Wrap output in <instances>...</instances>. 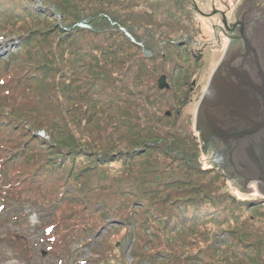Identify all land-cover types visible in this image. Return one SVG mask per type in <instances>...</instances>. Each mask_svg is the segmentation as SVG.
I'll return each instance as SVG.
<instances>
[{
  "label": "trees",
  "instance_id": "1",
  "mask_svg": "<svg viewBox=\"0 0 264 264\" xmlns=\"http://www.w3.org/2000/svg\"><path fill=\"white\" fill-rule=\"evenodd\" d=\"M113 1L115 0H110V3ZM60 3H62V1H57L56 7L68 18L67 22L63 23L61 27L55 24L43 28L42 32L38 34V40L35 44L45 42V44L48 45L47 50L45 52L36 46H34V50L38 53V58L40 56L41 59H46L44 61L42 60V62L43 64L48 63L47 65L50 67V70L56 72L60 77L64 76L65 79H67V77H72V84L71 81H66L67 85L63 82L60 89L64 92H71V94H67L68 97L71 100L72 97H74V100L78 103V116L72 117V121H76V123L72 122L74 127L72 126L71 129L70 126L64 122L68 109H64L65 114L62 113L61 110H63L64 107L62 101L58 103V116L52 119H49L47 115H40V113L37 112V107L32 106L31 102H29L30 108L27 109L21 101L18 89L21 88V90H24L27 85L30 84V79L28 80L27 77L24 76L26 72L22 73L21 65L32 64V62H30L32 58H29L32 52L22 59L14 55L9 57V61H3L0 65V99L7 98L9 99L7 101H12L15 104L12 106L13 108L19 107L22 111H29L30 115L38 117L37 121H40V119L44 121V124H40L37 129H45L49 134L52 133L53 135V133H56L58 135L54 144L55 148L50 147L45 151L43 147H45L46 144L42 143V139L34 138L33 140L30 139L24 142L23 139L13 138L14 135H16L14 128L9 132L10 125L6 122L5 118L0 117V195L4 198L8 197L15 200L28 199L31 204L41 205L43 206L42 208L45 207L49 211H54L55 218L45 226L44 234L48 250H54L57 254L66 253L70 249L68 244H71L73 241H78L80 238L84 237L88 231H99V229L103 227V217L106 214H110L114 215L116 218L124 219L126 223H134L135 229L138 231L139 235L142 230L148 229V233L152 239H159L165 236L162 246L150 240H142L138 243L134 251L135 254L144 251L145 256H155L161 251L168 252V247L175 248L174 252H168L169 254L165 260L166 263L161 261L164 256H158L160 261H156L157 258L155 257H150L151 260H154L153 264H177L180 260L179 264H219L220 262L212 258H208V261L202 263L203 251L200 246H198L194 252L192 250L185 251L181 246L179 249H176L180 244L187 245L190 241L188 235H178L185 227V220H178V225H182V227L178 229L176 225L171 224V220L174 218L173 216H179L178 218H181L182 216L185 217L188 213L187 217L190 219L186 220L192 225L191 229H189L190 234L197 235L198 231L196 227L201 226L202 222L217 221L218 225H220L221 221L217 219L220 217H227L230 215V225L231 223L237 225V223L232 220L239 218L240 215H232V212L234 213L236 209L242 207L243 203H247L249 206L256 202L259 203L260 201L264 203V198L258 196L254 199H243L232 195L234 201L232 206L229 207L226 198L223 195L217 194L220 192L203 187V183L200 181H191V179L184 175V173L187 174L186 171L177 174L176 170L172 173L170 171L173 170L161 167L159 163L152 162V159L149 160L147 154L149 155L150 149H155L153 143H157L160 140L165 142V145H167L166 149H169L171 152H167L163 147H159L160 150L163 149L173 157L181 158L182 160H180V163L188 164L189 161L196 159L198 149L196 152L190 147V144L192 146V137H186L184 139L181 137L183 135H177L176 131L173 132L170 130L171 127L167 129L158 127L154 130L153 127L143 129L142 126H139L140 128L138 129L151 135L142 137V132L133 133L135 136L130 139L127 138L126 140V144L129 142L131 143L129 148L124 150V148L120 147L115 150H107L116 145V142L120 140L121 136H117V134L121 130L127 128L129 132H131V130L134 131V127L141 124L143 121L150 122V120L144 117V105L140 107V111L133 109L132 105L139 102L137 98L133 103L130 99L126 100V98L130 96L134 97V95H137L139 92L125 83L119 73L112 77L109 73L110 70L105 68L101 63L102 58L96 55V50H99V48L95 47L96 44L93 43V39L102 38L116 45L115 47L107 48L108 50H103L104 54L112 53V51L114 52L115 50L123 52L126 49L134 47L141 49V53L136 56L135 60H145L148 63L153 61L148 67L151 72L150 75L154 73L151 71V68L160 65L163 70H160L159 74L153 75L155 79L154 87H157L159 91L171 92V86L167 88L159 87V78L162 75H166L167 78L170 76V68H167L168 66L171 67L170 63L172 61L169 53V45L182 35L178 37L173 36V34L169 32V28L173 26V23L167 24V22H162L154 13H150L142 9V7L140 8L141 0H135L133 2V8L129 10H124L125 1L120 0H117L116 4L110 6L107 10H93L91 8L77 6L73 2L70 3L69 6L61 7L59 6ZM82 4L83 3L80 5ZM89 5L93 7V2ZM18 6L19 8L22 7L25 9L24 13H26V15H33L38 19H41L44 15L40 10V6L38 7L39 9H36L37 11H34L33 9H27L28 3L19 1H14V5L8 8L9 10L5 13L4 10L1 9V0L0 15L3 12L5 18H10V15L14 16L13 12L18 9ZM80 9H84L87 12H83ZM116 9H118V11H115ZM109 17L112 21L116 22V24H112V21L108 20ZM146 18L147 22L145 21ZM79 22H85L89 27H80L77 25ZM118 23L119 26H116ZM155 23L158 24V27ZM0 24L2 25L0 30L6 33L4 25L1 22ZM120 27L126 29L136 42H132ZM136 30L139 32L142 31L144 37L136 33ZM116 36H118V38H116ZM32 39L33 38L29 36L26 41L30 42ZM143 43H146L147 47H144ZM174 45L179 46L176 44ZM61 48L66 49V52L69 51V49L72 51V76L69 74L70 72L65 76L66 72L61 68L62 63L58 62ZM61 56L64 55L61 53ZM10 61H12L11 66H5L3 69L1 68L2 65H6ZM86 61H90L88 67H91L90 71L93 73L90 78L91 80L86 81L87 84L79 80L80 75L83 73V70H85V68L81 66H84V62ZM37 62H39V60ZM177 66L179 67L180 64L175 63V66L171 68L174 69L177 68ZM77 68H80L82 72L77 71ZM40 73L41 69H38L35 75L37 74L40 76ZM74 75L75 77H73ZM100 78L102 79L100 80ZM94 81H98L96 86ZM89 82H92V85H90ZM186 84H188V80H185L184 85ZM110 87H114L117 92L111 94L109 92ZM158 93H160V95L162 94L161 92ZM104 94H108V99H112L110 101L111 104L114 101H116L117 104L114 107H110V104H108L104 98ZM172 94L174 95L176 93L172 91L171 95ZM179 95L181 96L174 95L175 99L181 100L187 98L186 94L184 97L183 94ZM52 98L51 95L50 99ZM139 99L143 100L141 97H139ZM46 105H49V103L46 102ZM119 105H124V107ZM111 110H114L113 115L109 114ZM102 115L103 117H101ZM165 115L167 116V114ZM81 118L86 120V125H81L79 123ZM100 118L110 122L111 126H106V128L101 130L100 134L94 138L92 129L93 126L98 125L97 123H102L99 122L101 121ZM135 123L137 125H135ZM85 128H88L87 134H83ZM112 129H115L116 132ZM75 130H77V133H73ZM166 132L170 134L166 136V134H164ZM17 135L23 136L20 131ZM157 136L161 138L159 139ZM168 139L172 143H168ZM193 140L196 149L199 140L195 134H193ZM182 145L183 147L187 145V149L182 148ZM139 149H144V151ZM89 153L91 155H88ZM120 155H122V157H120ZM141 156L143 158L140 159ZM112 158L114 159L112 160ZM120 158H126L127 161H131V159L136 160L133 165L134 169L136 167L135 165L139 166L137 170L140 172H138L137 176L133 173V176L129 179L128 171H120V176H117V180H115L113 177H110V175H114L110 173L112 171V167L110 168V166H107L109 169L104 167L94 172H88L90 168H88V166L90 164H92V166L94 165L90 168V170H92L96 164L99 165L102 162L112 163ZM147 158L149 163L144 164L142 159ZM79 162L81 163L79 164ZM140 162L143 164L140 165ZM129 163L132 164V162ZM147 165H149L148 169L140 170ZM212 168L217 170L220 169V167L216 166ZM209 169L211 168L202 167V170ZM140 174L145 175L139 176ZM148 174H151V178L147 177ZM111 179L115 181L113 182ZM145 180H149L150 182L145 185ZM171 181L176 182L172 188H178L172 195L170 193L168 194L171 198L164 206L166 208H164L165 214L163 216L160 215L159 217L157 215L158 212L155 207L147 208L144 205V207L141 206L143 210L138 207L134 210L136 213L131 214V211L128 210L123 203V200L133 199L142 201L144 204L148 205V202H144L145 196L143 193L145 189L151 190L160 188L166 182ZM121 192L125 195L120 197L119 193ZM207 202L210 203L207 205ZM220 203L221 206H219ZM98 204L101 206H98ZM173 207H175V209ZM254 207L255 206H253V208ZM261 207H264V204ZM189 211H192V214H190ZM236 213H239V210ZM143 214H146L147 217H141ZM250 219L252 220V218ZM160 228H163L165 232L161 234ZM246 229V225L244 224L241 228L239 226L236 231L242 234ZM258 230L259 229H254L255 232L252 236V240L247 243L252 245L253 248L254 241L258 243L255 252L252 253V248L248 253H245L244 250L241 255V259L251 260L252 264H264V252L261 253L259 251V248H264V228L261 229L259 234L257 233ZM173 231L175 234H172ZM179 236L182 237V239L185 237L186 240H178ZM236 237L241 238L239 235ZM192 243L195 245V242ZM147 245L152 248L150 249V253L145 252L144 248ZM150 250L148 249L146 251ZM200 250L202 252L198 253ZM98 255L102 257V255L105 254L100 251ZM212 255L215 256V253H212ZM139 259L141 260L142 258L140 257ZM79 262L81 264H87L88 259Z\"/></svg>",
  "mask_w": 264,
  "mask_h": 264
},
{
  "label": "rangeland",
  "instance_id": "2",
  "mask_svg": "<svg viewBox=\"0 0 264 264\" xmlns=\"http://www.w3.org/2000/svg\"><path fill=\"white\" fill-rule=\"evenodd\" d=\"M14 1L28 3L27 9H33L34 11H37L36 9L40 6V10L44 15L41 19H38L33 15H26V13H24L25 9L22 7L19 8V6L18 9L14 10L13 12L14 16L10 15V18H5L2 12L0 15V22L4 25L6 33L0 30V65L3 61H9V57L11 56L15 55L16 57H20L22 59L32 52V54H30L31 57H29L32 58L30 60L32 64L29 63L30 65H21L22 73L26 72L24 76H26L28 80L30 79V84H28L24 90H21V88L18 89L21 101L27 109L30 108L29 102H31L32 106L37 107V112H39L40 115H47L49 119L58 116V103L59 101H62L64 104L63 110H61L62 113L65 114L64 109H68L66 117L64 116V122L72 129V126L74 127L73 123H76V121H72V117H77L79 112L77 106L78 103L74 100V97H72V100L68 97L67 94H71V92H64L60 89L61 85H63V82L67 85L66 81H71L72 77H67V79H65L64 76L60 77L58 74H56V72L50 70V67L47 65L48 63L43 64L42 62V60L44 61L46 59H41L40 56L38 58V53H36L34 50V46L40 50H44L45 52L47 50L48 45L45 44V42L35 44L38 40V34L42 32L43 28L48 25L51 26L55 24H58L59 27H61L63 23L67 22L68 18L63 15L56 7L57 1L59 0ZM14 1L1 0V9H3L6 13L9 10L8 8L14 5ZM60 1H62V3L59 4L61 7L69 6L70 3L73 2L77 6L79 5L82 7L91 8L93 10H107L110 8V6H114L117 0L113 1L112 3H110V0ZM120 1H125L124 10H129L133 8L132 6L135 0ZM168 1H170L169 6L172 7L176 2V0H141L140 7L142 5L145 6V2H147L148 5L161 4L163 5L162 11H167L169 14L173 15L175 13L166 3ZM198 1L201 3L209 2V0ZM91 2H93V7H90L89 5ZM81 3L83 4L80 5ZM207 7L208 5L205 4V8ZM80 10L87 12L84 9ZM115 11H118V9ZM200 19L205 21L204 18ZM108 20L112 21L110 17ZM145 21L147 22V18ZM112 24H116V22L112 21ZM1 26L2 25L0 24V28ZM116 26H119V23ZM120 29L127 37H129L127 34L129 32H127L126 29L123 27H120ZM136 33L144 37L142 31L139 32L136 30ZM172 34L173 36L177 37L180 35L174 32ZM29 36L33 38L30 42L26 41ZM116 38H118V36H116ZM130 39L132 42L135 40L133 37ZM93 43L96 44V48H99V50H96V55L102 58L101 63L105 68L110 70L109 73L112 75V77L119 73L122 79H124L125 83L139 92L137 95H134V97L130 96L126 98V100L130 99L133 103L137 98L139 102H136L132 105L133 109L140 111V107L144 105V117L147 120H150V122L143 121L139 125L135 123L137 126L134 127V131L131 130V132H129L127 128L121 130L117 134V136H121L120 140L116 142V145L107 150H115L120 147L124 148V150L129 148L131 143L129 142L126 144V140L127 138H133L135 136L133 133L142 132V137L151 135L144 133L141 129H138L140 128L139 126H142L143 129H146L147 127H153L154 130H156L155 128L158 127L163 129L171 127L170 130L173 132L176 131L177 135H183L181 137L184 139L186 137H192V146L190 144V147H192V150H195L196 152L198 149V155L196 159L189 161L188 164L180 163V160L182 159L173 157L171 154L167 153L171 151L166 149L167 145H165L164 141L160 140L157 143H153L155 145V149H150L149 155L147 154L149 160L152 159V162L159 163L161 167H164L168 170H173L170 171L172 173L176 170L177 174H181L182 172L184 173V171H186L187 174L184 173V175L191 179V181H200L203 183V187H207L212 191L220 192L217 194L223 195L226 198L229 207L232 206L234 201L232 195L243 199H254L258 196L264 198V196L259 193L260 191L257 190L255 179H250V181L247 182V186H249L250 189L248 191H244L237 185V180L235 178L229 177L227 174H225L222 167L218 166L219 160L218 157L214 155L213 148L207 145L200 138L199 132L195 129L194 123L198 104L205 92L213 69L217 67L216 64L218 60L221 58L222 54L225 53L223 50L216 51L215 48L211 47V43H208L206 57L194 61L193 58L190 57V51H187L186 48H183L182 46H175L174 44L170 43L169 53L172 58L170 66H175V63L180 64V66H177V68L174 69L169 66L167 67L168 69L170 68V76H168V78L166 77V82L169 86H171V92L174 91V93H176L174 95L181 96L179 94H183V97L185 94L187 95L186 99L184 98L178 100L175 99L173 94L171 95V92L159 91L157 90V87H154L155 79L153 78V75L159 74L160 70L163 69H161L160 65L155 66L154 68H151V71L154 72L153 75H150L151 72L149 71L148 67L153 61L148 63L145 60H135L136 56L141 53V49L134 47L126 49L123 52L120 50H115L114 52L112 51V53L104 54L103 50H108L107 48L115 47L116 45L102 38L93 39ZM143 46L147 47V44L143 43ZM61 53L64 56H61ZM38 60L39 62H37ZM58 62L62 63L61 68L66 72L65 76H67L69 72V74L72 76L73 66L71 65L73 62L72 51L70 49L66 52V49L61 48ZM89 62L86 61L84 62L85 65L81 66L82 68H85V70H83L79 80L85 84H87V80H91L90 78L93 75L92 71H90L91 67H88ZM11 63L12 61L6 65H2L1 68L3 69L5 66H11ZM38 69H41L40 76L37 74L35 75ZM77 71L82 72L80 68H77ZM73 77H75V75ZM101 79L102 78H100V80ZM185 80H188V84L186 85H184ZM193 81H196V84L191 90L190 87L192 86ZM94 82L96 86L98 81ZM89 84L92 85V82H89ZM109 90L111 94L117 92L114 87H110ZM158 92H161L162 94L160 95ZM49 94L52 95V99H50L51 95ZM104 96L107 103L110 104V107H114L117 104L116 101H114L112 104L110 103L112 99H108V94H104ZM139 97L143 98V100L139 99ZM7 100L9 99H0V117L5 118L6 122H8L10 125L9 132L12 130V128H14L16 135H14L13 138H18L20 140L23 139L24 142L26 140L39 138L42 139L43 144H46L45 147H43L45 151H47V148L50 147L55 148L54 144L58 134L53 133L52 135V133H47L45 129H37L40 124H44V121L41 119L40 121H37L38 117L30 115L29 111H22L19 109V107L13 108L12 106L15 104L12 101ZM46 102H48L49 105H46ZM119 106L124 107V105ZM167 112H171L170 115H167L168 117L165 115ZM109 114L113 115L114 110H111ZM101 117H103V115ZM100 120L101 121L99 122L102 123H97L98 125L93 126L92 134L94 138L97 137L100 134V131L106 128V126H111L110 122L102 120V118H100ZM79 123L81 125H86V120L81 118ZM112 130L116 132L115 129ZM19 131L23 136L17 135ZM73 133H77V130L73 131ZM87 133L88 128H85L83 134ZM164 134L167 136L170 133L166 132ZM193 134H195L199 140L196 149L194 147ZM160 138L161 137H159V139ZM167 142L172 143L169 139ZM159 147H163V149H165L167 152L163 149L160 150ZM182 148L187 149V145L184 147L182 145ZM139 150L144 151V149ZM88 155L91 154L89 153ZM120 157H122V155H120ZM141 158L143 157L141 156L140 159ZM113 159L114 158H112V160ZM142 160L144 164L149 163L148 158ZM129 162H132V164ZM135 162V159L127 161L126 158H120L112 163L102 162L99 165L96 164L92 170H90V168H92L94 165L92 166V164H90L88 166V168L90 167L88 172H94L98 169H103L104 167L109 169L107 166H110V168L112 167V171L110 173L114 174L110 175V177H113L115 180H117V176H120V171H128L130 179V177L133 176V173H135L137 176L138 172H140L137 170L139 166L135 165L136 167L134 169L133 164ZM80 163L81 162H79V164ZM143 163L140 162V165ZM215 166L220 167V169H213L212 167ZM202 167H210L211 169L202 170ZM148 168L149 165L142 167L140 170ZM142 175L145 174H140L139 176ZM147 177L151 178V174H148ZM111 180L113 182L115 181L113 179ZM149 182V180H145L144 184L146 185ZM175 183V181H171L166 182L160 188H154L151 190L145 189V192L143 193L145 196L144 202H148V205L144 204L142 201H136L133 199L123 200L122 198L123 203L125 204L126 208L131 211V214L136 213L134 211L136 208L140 207V209L143 210V207L146 206L147 208L155 207L158 212L157 215L159 217L160 215L163 216L165 214L164 208H166L164 206L171 198V196L168 194L170 193L172 195L173 192L178 188H172ZM122 195L125 194L122 192L119 193L120 197ZM209 203L210 202H207V205ZM263 204L264 203L261 201L259 203L256 202L251 206H249L247 203H243L242 207L236 209L234 213L232 212V215H240L239 218L232 220L236 222L237 225H234V223H231L230 225V215L227 217L217 218L219 221H221L220 225H218L217 221L202 222L201 226L196 227V230L198 231L197 235L190 234L189 229H191L192 225H190V222L186 220L190 219L187 217L188 213L185 217L182 216L181 218H178L179 216H173L174 218L171 220V224L176 225L178 229L182 227L181 224L178 225V220H185V227L178 233V235H188V239L190 241V243L187 245L180 244L176 247V249H179L181 246L185 251L192 250L194 252L196 251L197 247L200 246L201 250L203 251L202 263L208 261V258H212L220 262L219 264H252L251 260L241 259V255L243 254L244 250L245 253H248V251L252 250V245L247 243L252 240V236L255 232L254 229H259L257 231L259 234L261 229L264 228V207H261ZM98 206L101 205L98 204ZM219 206H221V203ZM253 206L255 207L253 208ZM42 207L43 206L41 205L38 206L31 204L28 199L15 200L8 197L4 198L0 195V264H81L79 261H85L86 259H88L87 264H153L154 260H151L150 257H155L157 258L156 261H160L158 256H164L161 261L166 263L165 260L169 254L168 252L175 251V248H170L167 246L169 250L168 252L161 251L155 256H145L144 251L135 254L134 251L136 250L138 243H140L142 240H150L151 242L156 244L158 243L160 246H162L165 236L159 239H152L148 233V229L144 231L142 230L141 234L139 235L138 231L135 229L134 223H126L122 218H116L114 215L106 214L102 219V221H104L103 227H101L99 231H88V233L78 241H73L71 244H68L70 249L66 253L57 254L54 250H48L47 242L45 241L46 237L44 234L45 226L52 222V220L55 218V214L54 211L52 212L47 208ZM173 208L175 209V207ZM238 210L239 213H236ZM189 213L192 214V211H189ZM141 217L147 216L146 214H143ZM250 218H252V220ZM244 224L246 225L247 229L242 232V234H239L236 229L239 226L241 228V226ZM164 232L165 231H163V228H160V233L162 234ZM172 234H175V232L173 231ZM237 235L241 236V238L236 237ZM178 240L185 241L186 239L185 237L182 239V237L179 236ZM192 242H195V245H193ZM257 245L258 243L254 241L252 253L255 252ZM144 249L146 253H150V249L152 248L147 245ZM148 249L150 251H146ZM201 250L198 251V253L202 252ZM100 251L104 252L105 255L100 257V255H98ZM259 251L263 253L264 248H259ZM212 253H215V256H213ZM140 257L142 258L141 260L139 259ZM179 262L177 264H179Z\"/></svg>",
  "mask_w": 264,
  "mask_h": 264
},
{
  "label": "water",
  "instance_id": "3",
  "mask_svg": "<svg viewBox=\"0 0 264 264\" xmlns=\"http://www.w3.org/2000/svg\"><path fill=\"white\" fill-rule=\"evenodd\" d=\"M247 47L245 52L225 51L200 99L194 125L223 172L244 191L255 179L264 196V46L261 52ZM159 87H168L165 75Z\"/></svg>",
  "mask_w": 264,
  "mask_h": 264
},
{
  "label": "flooded vegetation",
  "instance_id": "4",
  "mask_svg": "<svg viewBox=\"0 0 264 264\" xmlns=\"http://www.w3.org/2000/svg\"><path fill=\"white\" fill-rule=\"evenodd\" d=\"M169 2H166L168 6ZM144 4L142 9L154 13L162 22L173 23L169 32L182 36L172 44L190 51V57L194 61L206 57L208 43H211V47L216 51L223 52L231 47L245 52L249 44L256 51L263 50L264 43L259 42V39H263L264 35L259 33L264 31V0H209L204 3L198 0H176L173 7L169 6L175 13L173 15L162 11L161 4ZM205 4L208 5L207 8ZM195 84L196 81H193L191 90Z\"/></svg>",
  "mask_w": 264,
  "mask_h": 264
},
{
  "label": "built area",
  "instance_id": "5",
  "mask_svg": "<svg viewBox=\"0 0 264 264\" xmlns=\"http://www.w3.org/2000/svg\"><path fill=\"white\" fill-rule=\"evenodd\" d=\"M79 25H81V26H86V24H84V23H79Z\"/></svg>",
  "mask_w": 264,
  "mask_h": 264
}]
</instances>
